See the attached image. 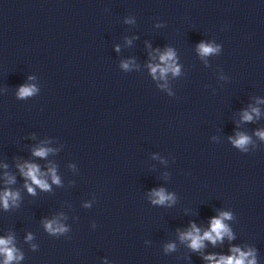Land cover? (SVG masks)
I'll use <instances>...</instances> for the list:
<instances>
[{"label":"water","instance_id":"1","mask_svg":"<svg viewBox=\"0 0 264 264\" xmlns=\"http://www.w3.org/2000/svg\"><path fill=\"white\" fill-rule=\"evenodd\" d=\"M262 134L264 0H0L7 264H264Z\"/></svg>","mask_w":264,"mask_h":264},{"label":"clouds","instance_id":"2","mask_svg":"<svg viewBox=\"0 0 264 264\" xmlns=\"http://www.w3.org/2000/svg\"><path fill=\"white\" fill-rule=\"evenodd\" d=\"M199 51L201 55H208L209 53L215 52L216 49L209 46V45H205V44H200L199 45ZM172 52L169 51L167 54H165L164 56H161V60L162 61H167L171 56H172ZM125 67H127V65H125ZM155 68H153V72H155ZM168 69H161L162 72L167 71ZM35 89L33 87H21L18 95L20 97H26V96H30L34 93ZM255 111V110H254ZM244 118L246 120H250L251 116H249L247 113H245ZM264 135V134H262ZM248 138L247 137H240V139L234 141V143H236L237 145H243L245 143H247ZM35 155L37 156H45L47 154V150L46 149H39L37 150L35 153ZM21 171L23 172V174L26 177H29L32 182L36 185H38L40 188L47 190L48 189V184L45 183L43 180L38 179V174H39V170L35 165H28L27 166V171H25L23 168L21 169ZM53 182L54 183H59L58 178L55 176L54 171H53ZM29 192H32L33 189L31 187L28 188ZM154 196L157 197L156 200L153 201V203H158V204H163L165 201L172 199L171 196L166 195L164 193V190L161 189L159 191H155L153 193ZM17 198V194L12 193V192H5L4 195L2 197H0V200L3 201L5 208L8 207V200L12 199L13 201H15V199ZM230 218V214L229 213H222L220 218H213L212 222H211V228L210 231L205 232L203 236L199 235V229L195 228V226H193V231L185 233L182 235V239H189L191 240V247L195 250V249H199L202 246L203 240L207 239L210 240L211 242L215 243V241L217 239H222V237L227 234L229 235V238H231V234L227 228V226L223 223V219H228ZM45 227L47 228L48 231L50 232H55V231H63L64 229L62 227H53V222H48L46 223ZM9 243L8 240H3L0 239V246H5V247H0V252H4L6 254L7 260H6V264L7 261H11L12 259H14L13 253L11 250L7 249V244ZM169 247H172L171 245ZM235 252H239V249H234ZM252 255L250 252L249 253H240L239 257H229V258H224L222 257L221 260L218 262V264H245V259ZM209 260H212L213 257H208ZM247 264H255V260H249L247 262Z\"/></svg>","mask_w":264,"mask_h":264}]
</instances>
